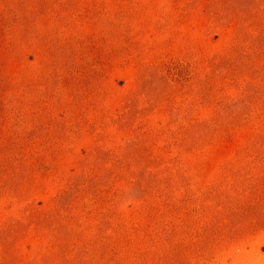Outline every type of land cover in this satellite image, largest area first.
<instances>
[{
    "label": "rangeland",
    "instance_id": "1",
    "mask_svg": "<svg viewBox=\"0 0 264 264\" xmlns=\"http://www.w3.org/2000/svg\"><path fill=\"white\" fill-rule=\"evenodd\" d=\"M0 264H264V0H0Z\"/></svg>",
    "mask_w": 264,
    "mask_h": 264
}]
</instances>
